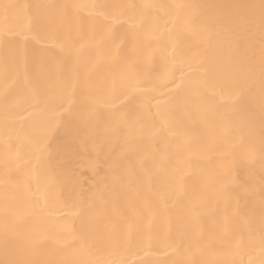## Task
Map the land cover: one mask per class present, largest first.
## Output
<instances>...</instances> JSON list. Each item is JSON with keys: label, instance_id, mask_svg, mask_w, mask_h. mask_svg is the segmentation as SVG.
Returning a JSON list of instances; mask_svg holds the SVG:
<instances>
[{"label": "bare ground", "instance_id": "bare-ground-1", "mask_svg": "<svg viewBox=\"0 0 264 264\" xmlns=\"http://www.w3.org/2000/svg\"><path fill=\"white\" fill-rule=\"evenodd\" d=\"M260 3L0 0V264H264Z\"/></svg>", "mask_w": 264, "mask_h": 264}, {"label": "snow or ice", "instance_id": "snow-or-ice-1", "mask_svg": "<svg viewBox=\"0 0 264 264\" xmlns=\"http://www.w3.org/2000/svg\"><path fill=\"white\" fill-rule=\"evenodd\" d=\"M19 5L14 4H3L0 6L2 8L5 19H7L9 12L12 9L18 8ZM37 7H62V8H68V7H79L77 5H62V6H56V5H44V6H37ZM147 7L154 8V9H188V10H195L202 6L200 5H148ZM236 8H248V7H254L252 5H236L232 6ZM261 9V22L262 25H264V0H261V3L259 5ZM196 20H198V17L195 15V13H192V19L190 20V24L194 25L196 23ZM9 65L7 62H5L3 71L5 75L9 73ZM262 75H264V68H262ZM172 76L175 77V73H172ZM201 84V79L199 76V70H193L191 67H189L187 74L181 75L179 80L172 78L168 79L166 82H161L159 78H157L156 82H149L145 85H141L138 82L134 85V87H142L148 92L152 93H159V95H153L151 97V100H156L157 105H160L163 107L165 111L169 110L172 107L173 98L169 93L174 92L176 89H180L182 92H187L191 90L197 89ZM225 86H228L227 84ZM68 85H64V88L66 89ZM151 100L149 102H151ZM261 231L264 233V222L261 224ZM7 235V233H6ZM84 264H87V261L84 262Z\"/></svg>", "mask_w": 264, "mask_h": 264}]
</instances>
